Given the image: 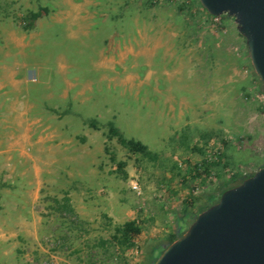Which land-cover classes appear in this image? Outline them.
I'll return each mask as SVG.
<instances>
[{"label": "rangeland", "instance_id": "rangeland-1", "mask_svg": "<svg viewBox=\"0 0 264 264\" xmlns=\"http://www.w3.org/2000/svg\"><path fill=\"white\" fill-rule=\"evenodd\" d=\"M154 1L0 0V264H124L99 241L137 218L125 258L143 264L168 246L186 202L264 165V87L234 19L208 18L197 0ZM39 6L51 13L23 31ZM88 119L114 121L182 175ZM205 161L208 174L191 177ZM65 195L74 217L52 209Z\"/></svg>", "mask_w": 264, "mask_h": 264}, {"label": "water", "instance_id": "water-1", "mask_svg": "<svg viewBox=\"0 0 264 264\" xmlns=\"http://www.w3.org/2000/svg\"><path fill=\"white\" fill-rule=\"evenodd\" d=\"M212 17L234 19L264 87V0H198ZM154 264H264V168L224 192Z\"/></svg>", "mask_w": 264, "mask_h": 264}, {"label": "trees", "instance_id": "trees-1", "mask_svg": "<svg viewBox=\"0 0 264 264\" xmlns=\"http://www.w3.org/2000/svg\"><path fill=\"white\" fill-rule=\"evenodd\" d=\"M155 2L156 1L154 0H148V6L152 7ZM197 2L199 8L202 11L201 13L203 15L207 14V12L202 8L198 0ZM180 10L183 11L184 9L180 7ZM50 13L51 10L49 7H42V6H39L36 11L27 12L25 15H23L21 21L23 31L25 32L33 31L36 28L37 21L49 16ZM4 16H7V14H4ZM207 17L212 18L209 15H207ZM255 79L258 80L256 76ZM67 113L68 112H63L64 115ZM83 123L88 128L94 131L104 130V136L106 138V141L110 142L112 140H116L117 144L121 148L126 150V152L129 155H138L142 158H146L156 167L162 168L167 172H174L177 176L182 175L181 170L177 164L171 163L165 155H159L153 153L141 141L136 140L134 138H127L115 125L114 121H108L105 125H102L100 122H98L95 119H88L85 120ZM104 151L109 156V160L113 164H115L116 170L114 171V173L116 175H121L123 179H126L127 173L124 169L127 166V163L125 161H116L115 154L110 152L107 146H105ZM206 164L207 162L205 161L202 169H200V167L197 166L196 168H194L191 174H189V172L188 174L191 175V177L193 178H201L207 175L209 168ZM217 165L221 166V163H218ZM262 168H264V165L260 167V169ZM254 174L255 173L249 174L247 176H242L237 178L235 177L232 180L223 182L216 188V190L213 193L207 196L206 200L201 205L194 206L193 202L190 201L186 202L182 208V218H179L178 220L179 225L177 230L170 233L168 236V246H170L172 243L180 239L188 230V229L183 230L181 228V224H188V228H189L200 214L207 211L209 208H211L212 206L216 205L219 202L224 192L241 185L243 181L252 177ZM183 178L186 179L185 177ZM2 187H4V185H1V188ZM52 201H53L52 209L60 216L63 217L75 216L73 208L70 205V199L68 198V196L65 195L61 200H52ZM143 224H144V220L137 218L126 221L121 225H116L113 228V233L110 237V240L109 241L100 240L99 245L101 246H105L107 244L113 245V248L119 252L118 253L119 259L123 261L124 264H127L125 254L127 252L132 251L136 247L135 239L141 235ZM168 246L166 247L159 246L151 249L149 252L146 253L145 258L143 260V264H154L156 260L159 258V256L163 253L164 249L167 248Z\"/></svg>", "mask_w": 264, "mask_h": 264}]
</instances>
